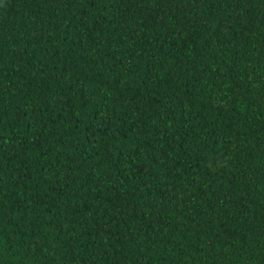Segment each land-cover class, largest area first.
Listing matches in <instances>:
<instances>
[{
  "label": "trees",
  "instance_id": "obj_1",
  "mask_svg": "<svg viewBox=\"0 0 264 264\" xmlns=\"http://www.w3.org/2000/svg\"><path fill=\"white\" fill-rule=\"evenodd\" d=\"M0 264H264V0H0Z\"/></svg>",
  "mask_w": 264,
  "mask_h": 264
}]
</instances>
